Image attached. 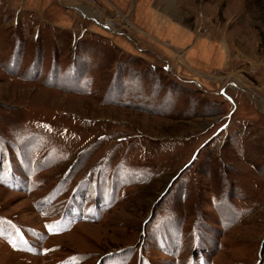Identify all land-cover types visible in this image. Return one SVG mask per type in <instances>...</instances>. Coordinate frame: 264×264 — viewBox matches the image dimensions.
Masks as SVG:
<instances>
[{"label":"rangeland","instance_id":"rangeland-1","mask_svg":"<svg viewBox=\"0 0 264 264\" xmlns=\"http://www.w3.org/2000/svg\"><path fill=\"white\" fill-rule=\"evenodd\" d=\"M68 1L138 28L117 3L142 0ZM143 1L203 51L132 58L0 5V264H264V0Z\"/></svg>","mask_w":264,"mask_h":264},{"label":"crops","instance_id":"crops-1","mask_svg":"<svg viewBox=\"0 0 264 264\" xmlns=\"http://www.w3.org/2000/svg\"><path fill=\"white\" fill-rule=\"evenodd\" d=\"M132 2L130 4L117 3V5L122 9L130 11L131 18L136 23V28L138 27L129 32L133 36H130L124 30L117 31V29L111 28V31L108 29L114 36H124L125 39L120 41H116L110 35L102 34V29L108 27H105L100 22V19L98 20L92 17L90 10L79 2L75 4L68 0H0V5H3V10L10 11L13 14L16 13L14 17L10 18L6 15L3 24L11 22L12 20L18 21L17 19H19L22 23L30 21L34 30L44 28L52 31L65 32L69 36H80V38L84 36L102 37L121 54L131 52L129 55L132 58L133 56L142 57L143 54L154 53V50L151 48L152 46L147 45L146 42H152L153 47L159 49L161 52L172 53L176 51L180 53L182 50L184 52L183 55L189 56L190 58L194 50L203 51L199 46L196 47L198 42L193 40V31L187 29L184 24L175 21V19L182 16L177 12L172 13V8L171 14L168 13V16L163 9L161 12L157 6L153 7V5L147 4L143 0L139 4H137V1ZM165 3L169 4L168 6L170 8L172 0H166ZM175 7L176 4H174ZM166 9L164 8L165 11L168 10ZM175 10L178 9L175 8ZM75 13H77L78 17L71 15ZM142 14H145V22L148 24V28L146 29L143 27L142 22L137 20H141L138 16ZM143 28L146 33H143ZM147 36L149 39H147ZM151 38L156 41H153Z\"/></svg>","mask_w":264,"mask_h":264},{"label":"built area","instance_id":"built-area-1","mask_svg":"<svg viewBox=\"0 0 264 264\" xmlns=\"http://www.w3.org/2000/svg\"><path fill=\"white\" fill-rule=\"evenodd\" d=\"M108 28H109V25H108Z\"/></svg>","mask_w":264,"mask_h":264}]
</instances>
